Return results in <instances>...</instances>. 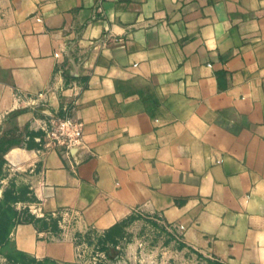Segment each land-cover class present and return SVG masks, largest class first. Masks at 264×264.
<instances>
[{"label":"crops","instance_id":"obj_1","mask_svg":"<svg viewBox=\"0 0 264 264\" xmlns=\"http://www.w3.org/2000/svg\"><path fill=\"white\" fill-rule=\"evenodd\" d=\"M74 95L66 156L40 129ZM0 134L23 139L8 156L33 169L30 216L101 233L143 213L222 264H264V0H0ZM10 238L76 258L70 231Z\"/></svg>","mask_w":264,"mask_h":264},{"label":"rangeland","instance_id":"obj_2","mask_svg":"<svg viewBox=\"0 0 264 264\" xmlns=\"http://www.w3.org/2000/svg\"><path fill=\"white\" fill-rule=\"evenodd\" d=\"M3 135L0 134V264H57L26 255L15 261L8 251L12 226L27 214L33 215L34 173L32 167L14 164L8 156L13 149L22 148L23 139L16 134ZM51 223L46 231L55 234ZM56 229L75 235L77 249L72 264H222L209 253L188 247L178 231L143 213H133L101 233L76 228L74 221L61 223L60 227L56 220Z\"/></svg>","mask_w":264,"mask_h":264},{"label":"built area","instance_id":"obj_3","mask_svg":"<svg viewBox=\"0 0 264 264\" xmlns=\"http://www.w3.org/2000/svg\"><path fill=\"white\" fill-rule=\"evenodd\" d=\"M59 73L61 74L62 71L59 70ZM44 96L45 93L41 92L32 97L30 99L31 106L45 103ZM75 98L76 95L73 96L72 101L62 105L60 115H48L40 129L43 133V142L49 147L61 148L63 154L66 156L70 154V151L83 147L84 123L74 116L77 101ZM31 212L35 215L38 213L35 207H33V211L31 210ZM44 217L43 215H39L38 218ZM51 218L56 219L60 223V227L61 223L73 222L71 216L58 217V215H51Z\"/></svg>","mask_w":264,"mask_h":264},{"label":"trees","instance_id":"obj_4","mask_svg":"<svg viewBox=\"0 0 264 264\" xmlns=\"http://www.w3.org/2000/svg\"><path fill=\"white\" fill-rule=\"evenodd\" d=\"M3 136H7L6 134ZM52 222V231H57L56 229V220L51 218L50 215H46L44 218H35L33 216H29L28 214L22 218V220L19 222V224H26V223H31L35 226V228L40 231V230H46L48 228V222ZM14 226V225H13ZM12 226V228H13ZM8 248L9 253L12 256V259L17 261L20 256H23L20 252H18L14 246L11 244Z\"/></svg>","mask_w":264,"mask_h":264}]
</instances>
